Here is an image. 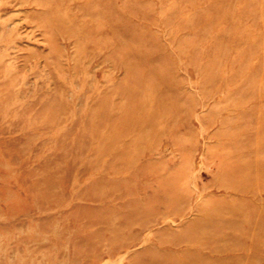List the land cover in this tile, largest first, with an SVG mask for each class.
<instances>
[{
	"label": "rangeland",
	"instance_id": "374dc122",
	"mask_svg": "<svg viewBox=\"0 0 264 264\" xmlns=\"http://www.w3.org/2000/svg\"><path fill=\"white\" fill-rule=\"evenodd\" d=\"M0 264H264V0H0Z\"/></svg>",
	"mask_w": 264,
	"mask_h": 264
}]
</instances>
